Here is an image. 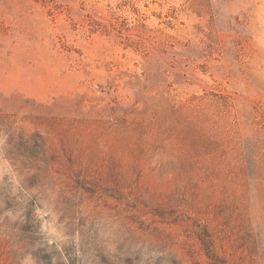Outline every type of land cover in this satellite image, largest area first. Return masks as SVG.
I'll return each mask as SVG.
<instances>
[{"label":"rangeland","instance_id":"rangeland-1","mask_svg":"<svg viewBox=\"0 0 264 264\" xmlns=\"http://www.w3.org/2000/svg\"><path fill=\"white\" fill-rule=\"evenodd\" d=\"M264 264V0H0V264Z\"/></svg>","mask_w":264,"mask_h":264},{"label":"trees","instance_id":"trees-1","mask_svg":"<svg viewBox=\"0 0 264 264\" xmlns=\"http://www.w3.org/2000/svg\"><path fill=\"white\" fill-rule=\"evenodd\" d=\"M208 264H229V263L225 260H221V259L210 260L209 258Z\"/></svg>","mask_w":264,"mask_h":264}]
</instances>
